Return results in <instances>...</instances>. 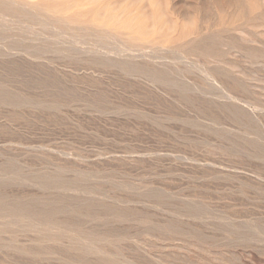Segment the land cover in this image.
Segmentation results:
<instances>
[{"label": "rangeland", "instance_id": "rangeland-1", "mask_svg": "<svg viewBox=\"0 0 264 264\" xmlns=\"http://www.w3.org/2000/svg\"><path fill=\"white\" fill-rule=\"evenodd\" d=\"M17 1L0 264H264V0Z\"/></svg>", "mask_w": 264, "mask_h": 264}, {"label": "bare ground", "instance_id": "bare-ground-1", "mask_svg": "<svg viewBox=\"0 0 264 264\" xmlns=\"http://www.w3.org/2000/svg\"><path fill=\"white\" fill-rule=\"evenodd\" d=\"M1 1V0H0ZM17 1V0H16ZM19 1V0H18ZM17 1V2H18ZM31 1V0H30ZM56 1V0H55ZM3 2V1H2ZM11 2V1H10ZM21 2H24V3H26V4H30L29 3V0L28 1H21ZM32 2V1H31ZM48 2V1H47ZM63 2H66L67 3V0H64V1H62V3ZM8 3V2H7ZM7 3H5V5L7 4ZM11 3H13V2H11ZM10 3V4H11ZM24 3H22V4H24ZM33 3V2H32ZM9 4V3H8ZM21 4V3H20ZM34 4H36L37 5V8H39L38 7V4L39 3H34ZM2 5V4H1ZM9 6V5H8ZM13 7V6H12ZM67 7V9L69 10V8H71V6H66ZM66 7H64V9L66 8ZM10 7H8V9H9ZM34 8V7H33ZM44 8V7H43ZM11 9V8H10ZM18 9V8H17ZM35 10H36V7L34 8ZM45 11H51V13L49 14L50 15V18H52V19H54V21H56V20H63L64 22H66L65 20H67V21H69V22H73L74 20H76V17H75V19H74V16L73 15H64V14H62V13H60L62 10H63V8H61V10H58V9H52V8H50L49 6L47 7V6H45ZM6 10V9H5ZM34 10V11H35ZM39 10V12L40 13H42V14H44L43 12H41L40 11V9H38ZM11 11V10H10ZM12 11H14V10H12ZM1 12H2V10H1ZM6 12H9V11H6ZM37 13H39L38 11H36ZM65 12H68V11H66L65 10ZM11 13V12H10ZM9 13V14H10ZM15 13H17V12H15ZM24 14V12H19V14ZM4 14V13H3ZM13 14V13H12ZM11 14V15H12ZM34 14V13H33ZM32 14V15H33ZM36 14V13H35ZM46 14V13H45ZM74 14V13H73ZM76 15H87V16H89L90 14H92L91 13V11H88V12H84V11H82V12H80V11H77L76 13H75ZM5 15V14H4ZM7 15V14H6ZM17 15V14H16ZM26 15V14H25ZM31 15V16H32ZM94 15V14H93ZM35 16V15H34ZM38 16V15H37ZM47 16V15H46ZM3 17V16H2ZM33 17V16H32ZM48 17V16H47ZM34 18V17H33ZM77 18H79V17H77ZM45 19H47V18H45ZM77 21V20H76ZM56 22H58V21H56ZM63 22V24H66V23H64ZM68 22V23H69ZM78 22L82 25L84 22L86 23V22H89V20L88 19H86V20H83V19H79L78 20ZM47 23V22H46ZM51 23H52V21H51ZM59 23H60V21H59ZM67 23V24H68ZM73 23H77V22H73ZM84 23V24H85ZM62 24V25H63ZM49 25V24H48ZM52 25V24H51ZM68 25H70V24H68ZM76 25H78V24H76ZM87 25H90L91 27H92V29L94 28V29H96V31H99V30H107V28H106V26L107 25H105V23H100V22H90L89 24H87ZM56 26V25H55ZM79 26V25H78ZM51 27V26H50ZM65 27V26H64ZM67 27H69V26H67ZM80 27V26H79ZM88 27V26H87ZM58 28L60 29V27L58 26ZM90 28V27H89ZM85 29V28H84ZM62 30H63V28H62ZM116 31V30H115ZM63 32H64V30H63ZM117 32H119L118 30H117ZM109 36V35H108ZM102 37V36H101ZM106 37V36H105ZM107 38V37H106ZM100 41V40H99ZM101 42V41H100ZM134 43H135V41H134ZM141 43L140 42H137V43H135V45L138 47L139 45H140ZM143 46H145V44L143 45ZM142 45L140 46V47H143ZM165 81V80H164ZM47 179V178H46ZM0 204H2L1 202H0ZM7 205V204H6ZM36 205V204H35ZM28 207V206H27ZM42 207V206H41ZM26 211V210H25ZM54 209L53 208H49V207H45V208H42V209H38V210H36L35 211V213H32L31 214V216H32V218L33 219H39L40 220V218H43L44 216L45 217H51L52 215H53V213H54ZM30 212V211H29ZM24 215H26L25 214V212H24V208H23V206L21 205V204H18V205H16V206H12V207H10V208H7V207H4V205L2 204L1 206H0V217H7V218H14L15 220H22V217H26V216H24ZM48 217V218H49ZM53 218V217H52ZM48 220H50V218L48 219ZM33 221H35V220H33ZM53 221V220H52ZM51 221V222H52ZM56 221V220H55ZM10 222V221H9ZM31 222V221H30ZM50 222V221H49ZM54 222V221H53ZM12 223V222H11ZM48 223V222H47ZM3 226V225H2ZM54 226V225H53ZM5 228V227H4ZM91 237V236H90ZM89 237V238H90ZM90 239H92V238H90ZM89 239V240H90ZM77 240H78V238H77ZM80 242V241H79ZM83 242V241H82ZM91 242V241H90ZM82 244V243H81ZM84 244V243H83ZM93 245V244H92ZM89 245H87L86 247H88ZM91 246V245H90ZM83 247V246H82ZM91 247H94V245L93 246H91ZM90 248V247H89ZM90 249H92V248H90ZM89 249V250H90Z\"/></svg>", "mask_w": 264, "mask_h": 264}]
</instances>
